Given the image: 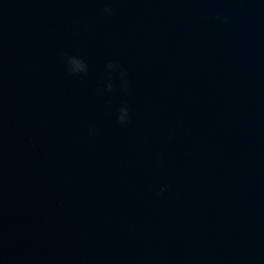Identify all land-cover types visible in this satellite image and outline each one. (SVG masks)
<instances>
[{
	"label": "water",
	"instance_id": "1",
	"mask_svg": "<svg viewBox=\"0 0 264 264\" xmlns=\"http://www.w3.org/2000/svg\"><path fill=\"white\" fill-rule=\"evenodd\" d=\"M0 264H264V0H0Z\"/></svg>",
	"mask_w": 264,
	"mask_h": 264
},
{
	"label": "clouds",
	"instance_id": "2",
	"mask_svg": "<svg viewBox=\"0 0 264 264\" xmlns=\"http://www.w3.org/2000/svg\"><path fill=\"white\" fill-rule=\"evenodd\" d=\"M111 9L109 8V7H105V11L106 12H109ZM127 110L126 109H121V114H120V116L118 117V119L121 121V122H124V121H126V119H125V116H124V113L126 112ZM165 185H160V187H159V189H158V193L159 192H162V191H164V189H165Z\"/></svg>",
	"mask_w": 264,
	"mask_h": 264
}]
</instances>
